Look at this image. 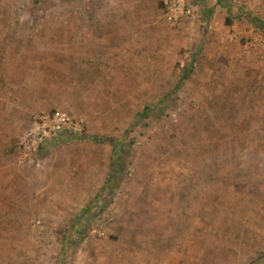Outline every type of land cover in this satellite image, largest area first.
Wrapping results in <instances>:
<instances>
[{"label":"rangeland","instance_id":"374dc122","mask_svg":"<svg viewBox=\"0 0 264 264\" xmlns=\"http://www.w3.org/2000/svg\"><path fill=\"white\" fill-rule=\"evenodd\" d=\"M191 1L180 28L159 0H5L24 60H0V264H264V0ZM56 109L85 131L21 160ZM88 165L90 194L38 191Z\"/></svg>","mask_w":264,"mask_h":264},{"label":"built area","instance_id":"2783aa9c","mask_svg":"<svg viewBox=\"0 0 264 264\" xmlns=\"http://www.w3.org/2000/svg\"><path fill=\"white\" fill-rule=\"evenodd\" d=\"M164 19L171 26H176L185 18L198 15V5L191 0H160ZM67 129L82 134L85 124L68 111L56 109L33 116L32 124L22 134L19 141V157L23 161H34L38 141L57 129ZM40 221H37L39 223ZM102 234V232H100Z\"/></svg>","mask_w":264,"mask_h":264},{"label":"crops","instance_id":"0c3cea01","mask_svg":"<svg viewBox=\"0 0 264 264\" xmlns=\"http://www.w3.org/2000/svg\"><path fill=\"white\" fill-rule=\"evenodd\" d=\"M3 3H5V0H0V60H24L23 59L24 57L21 56L20 52H16V51L13 52V47H12V45H13V36H12L13 26L11 25V22H12L13 13L15 14L16 12H13L12 9H10V8H4ZM161 12H162V16L164 18L162 6H161ZM197 17H198V15L194 18H185L184 20H182L181 23H179L176 26L180 27V28L184 27L183 24L187 23L190 20H194ZM57 130H59V129H57ZM41 139L38 141V143L41 141ZM86 140H89V139H84L85 143H86ZM68 141H70V140H68ZM77 141H80V140H77ZM76 149L77 148L72 149L71 152L75 153V151H77ZM105 150H106V148H105ZM84 151H85L84 153L90 154V156L88 157V160H91L92 152L100 151V148L95 145V147H88L87 151L86 150H84ZM85 159L86 158H84L83 160H85ZM51 161H52V159H51ZM50 168L52 169V166H50L48 169H50ZM90 170H91V165H88L87 166V172L90 175L87 174V176H84V177H87V180L85 178H83L81 180V178L78 176V178L74 177L72 181L70 180L71 182H69L68 179H65V178L63 179V181L60 180L59 174L55 175V176L52 175V178L50 177V175L48 177H44L42 174L43 177L39 176L40 180L38 179L39 180L38 181V183H39L38 191H40L41 193H44V192H47L50 187H52V186L54 187V185H57L59 188L58 191L61 194H65L67 192H74L76 194H86V193L90 194L92 191V184H93L92 175L90 173ZM103 182H104V180L96 183L98 186L102 185L101 190L103 189V185L105 183V182L104 183Z\"/></svg>","mask_w":264,"mask_h":264},{"label":"trees","instance_id":"16d2710c","mask_svg":"<svg viewBox=\"0 0 264 264\" xmlns=\"http://www.w3.org/2000/svg\"><path fill=\"white\" fill-rule=\"evenodd\" d=\"M252 19L257 22V25L261 28H264V20L262 18H259L258 16H253ZM114 145V149H118L120 147V142L119 141H112ZM119 150V149H118ZM120 151V150H119ZM118 169V170H117ZM120 166L118 165V162L116 160L112 161V170L109 178L107 181H105L103 188L110 187L112 185V178L116 177V174L119 172ZM111 188V187H110Z\"/></svg>","mask_w":264,"mask_h":264}]
</instances>
